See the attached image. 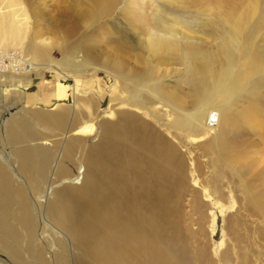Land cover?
<instances>
[{"label": "bare ground", "instance_id": "1", "mask_svg": "<svg viewBox=\"0 0 264 264\" xmlns=\"http://www.w3.org/2000/svg\"><path fill=\"white\" fill-rule=\"evenodd\" d=\"M8 1L7 32L12 35L19 34L29 18L25 4L38 10L36 17L59 21L68 34L111 17L120 2L59 0L52 4L54 11L47 12L46 0ZM172 1L177 8L196 7L199 25L212 20V10L202 8L211 0ZM260 1H219L216 15L224 31L217 42L224 57L214 68L211 56L209 66L202 58L208 54L194 42L186 41L184 52L175 44V28L191 30L192 24L177 11L166 12L164 5L171 0H152L158 25L154 23L145 39L146 53L165 58L179 52L197 80L193 94L185 95L189 100L167 97L161 82L152 75L141 77L140 69H124L129 53L118 48L105 50L102 66L126 70L132 96L109 98L99 91L77 96L73 81L66 102L58 90L48 105V110L58 107L54 113L33 112L31 119L7 115L0 131V257L11 264H215L206 256V247L183 241L174 224L189 160L180 154L178 141L182 133L197 135L204 129L201 132L213 133L218 152L239 154L240 144L226 136L250 122L259 106L264 108V77L258 76H264V46H258L264 36ZM129 11L132 22H145L136 10ZM164 14L171 27L160 24ZM90 39L80 52L99 62L90 53ZM156 99L172 107L165 124L148 107ZM41 127L57 139L45 144ZM77 171L81 178L72 179ZM0 264L5 262L0 259Z\"/></svg>", "mask_w": 264, "mask_h": 264}, {"label": "rangeland", "instance_id": "2", "mask_svg": "<svg viewBox=\"0 0 264 264\" xmlns=\"http://www.w3.org/2000/svg\"><path fill=\"white\" fill-rule=\"evenodd\" d=\"M211 1L202 8L212 10V20L201 25L196 7L182 5V9L177 8L178 3L172 0L164 6L166 12L177 11L184 22L192 24L191 30H188L190 27H184L185 30L175 28V44L180 51L184 52L186 41L194 42L201 52L208 54L202 57L204 63L209 65L207 56H211L213 67L218 68L224 50L217 41L224 27L216 15L221 8L220 0ZM58 2L46 0L44 10L54 11L52 4ZM151 2L120 0L111 17L103 18L87 30L79 29L68 34L59 21L48 16L36 17L38 10L25 4L23 7L29 18L20 27V33L12 35L7 32L10 26L9 1L0 0V131L3 121L13 114L31 119L33 112L49 114L57 111L58 107L48 110V105L56 100L58 90L62 99L67 100L73 81L78 88L77 96L97 91L109 98L119 94L132 96L127 71L111 65L102 66L107 58L106 49L120 48L121 53H129L124 69H140L143 72L141 77L152 75L161 82V90L166 96L189 100L186 96L193 94V81L197 80H193L191 67L186 60H181L179 52L174 51L165 58L151 57L146 53L145 39L154 23L157 24ZM262 6L263 0L259 8ZM129 9L136 10L145 22H132ZM160 24L171 27L173 22L164 14ZM89 37L90 53L97 55L99 62H91L84 52H80L82 43ZM263 38L258 41L259 47L264 46ZM82 49L85 51L84 47ZM261 58L264 60V53ZM50 69L57 74L50 75ZM258 76L264 77L262 74ZM148 107L164 124L172 118V107L167 102L156 99ZM254 115L250 122L231 129L226 136L227 140L240 144L241 152L237 156L218 152L213 133L201 132L204 129L197 135L182 133L178 141L180 154L189 160H186L187 167L183 171L174 224L183 241L206 247V256L215 260V264H264V108L259 106L258 114ZM70 121L71 118L67 125ZM39 129L45 137V144L57 139L48 128ZM97 134L96 131L90 136L92 142L96 141ZM0 149H4L1 139ZM230 154L233 158L229 157ZM76 169L82 171L79 165ZM76 177L81 178L78 171L72 179ZM0 259L11 264L4 257Z\"/></svg>", "mask_w": 264, "mask_h": 264}]
</instances>
